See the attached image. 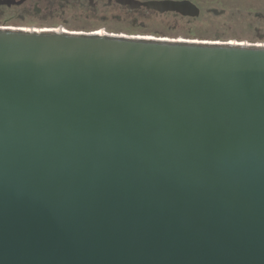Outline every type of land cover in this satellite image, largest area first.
<instances>
[{
  "label": "water",
  "instance_id": "water-1",
  "mask_svg": "<svg viewBox=\"0 0 264 264\" xmlns=\"http://www.w3.org/2000/svg\"><path fill=\"white\" fill-rule=\"evenodd\" d=\"M0 264H264V48L0 29Z\"/></svg>",
  "mask_w": 264,
  "mask_h": 264
},
{
  "label": "flooded vegetation",
  "instance_id": "flooded-vegetation-1",
  "mask_svg": "<svg viewBox=\"0 0 264 264\" xmlns=\"http://www.w3.org/2000/svg\"><path fill=\"white\" fill-rule=\"evenodd\" d=\"M25 4L47 19H67L72 13L78 28L56 26L47 32L127 37L154 19L203 21L256 39L253 44L217 45L264 48V0H26L13 7Z\"/></svg>",
  "mask_w": 264,
  "mask_h": 264
},
{
  "label": "rangeland",
  "instance_id": "rangeland-1",
  "mask_svg": "<svg viewBox=\"0 0 264 264\" xmlns=\"http://www.w3.org/2000/svg\"><path fill=\"white\" fill-rule=\"evenodd\" d=\"M31 4V3H27ZM25 4L22 7L0 5V29H20L24 31L47 32L53 27L62 26L67 29L78 28L71 14L67 19L45 18L33 11V6ZM41 6V5H40ZM137 28L135 34L127 37L150 39L157 41L184 42L194 44H253L255 37L238 34L221 26L209 25L203 21H186L175 19H154Z\"/></svg>",
  "mask_w": 264,
  "mask_h": 264
},
{
  "label": "bare ground",
  "instance_id": "bare-ground-1",
  "mask_svg": "<svg viewBox=\"0 0 264 264\" xmlns=\"http://www.w3.org/2000/svg\"><path fill=\"white\" fill-rule=\"evenodd\" d=\"M12 31H16V30H12Z\"/></svg>",
  "mask_w": 264,
  "mask_h": 264
}]
</instances>
